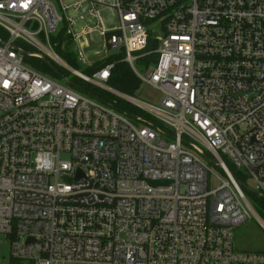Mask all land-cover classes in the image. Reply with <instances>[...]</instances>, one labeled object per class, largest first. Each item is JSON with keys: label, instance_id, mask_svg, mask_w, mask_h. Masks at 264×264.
I'll list each match as a JSON object with an SVG mask.
<instances>
[{"label": "built area", "instance_id": "1", "mask_svg": "<svg viewBox=\"0 0 264 264\" xmlns=\"http://www.w3.org/2000/svg\"><path fill=\"white\" fill-rule=\"evenodd\" d=\"M85 3L77 33L66 13ZM0 29V264H264L235 247L252 215L264 226L244 189L264 200V0H0ZM96 30L159 104L110 88L114 64L87 75L57 54L64 36L85 63ZM44 55L137 123L25 61Z\"/></svg>", "mask_w": 264, "mask_h": 264}, {"label": "rangeland", "instance_id": "2", "mask_svg": "<svg viewBox=\"0 0 264 264\" xmlns=\"http://www.w3.org/2000/svg\"><path fill=\"white\" fill-rule=\"evenodd\" d=\"M77 1L78 0H62V2L64 4H68V5L74 4ZM87 3H89V2H87ZM90 8H91L90 5L85 3L84 6L78 11H75L73 8H71L67 11L66 14L76 20V23H75L74 28H73L75 32L79 33L81 28L84 26V24H89L91 26L95 25V19L89 12ZM98 9L101 12V16H102V19H103V22H104L106 28L113 30L119 25L118 16L113 10L106 8V7H103V6L98 7ZM81 13H83L85 15L84 20L79 18V16H80L79 14H81ZM78 46L84 51L87 61L84 63V62H81V61H78L77 59H75L74 60L75 66L71 65V64H69V65L72 68H74L77 71L82 72V73L86 72V69L88 68V66H91L92 64H95L101 60H104L106 57H108V55H110L112 53H118V52H115L113 49L108 47L107 42H106V38L100 32V30L93 31L87 35L80 37V39L78 40ZM78 46H77V49H78ZM71 50L74 53V56H75L74 58H76V52H75L74 48L72 47ZM116 51H118V50H116ZM57 54H58V52H57ZM43 57H46L48 59V61L51 63H54V64L56 63L52 59L51 56H46V55L40 56V57H32V59L34 61H37L36 58H42L43 59ZM62 59H64L66 62H68L64 57ZM137 66L139 69H141V66L139 63H137ZM57 70H59V72H60L59 74L58 73L56 75H51L49 73H45V74L52 77L57 82H59L63 85L72 86L77 92L87 94L88 96H90L94 99H97L98 101L109 103L107 101V99L104 98L105 96L103 93L101 94L102 97L98 98L95 95L86 93V92L78 89L77 87L71 85L70 81L72 82L73 80H77L75 73L71 69H67L65 67L58 66ZM100 88L102 91H108L109 92V90L106 88H103V87H100ZM110 93L112 94V96H114L115 99L118 98V99L122 100L124 108L132 110L131 115H129L128 117L131 121H133L134 123H137L136 118H135V115L137 112H136V110L132 109V106H131V105L134 106V104L131 103L129 100L125 99L123 96H120V95H118L114 92H111V91H110ZM126 95H128V94H126ZM129 96L138 100V101H141V102L159 104L158 102H159L160 94L155 88L148 86L146 84H141L140 88L134 94L129 95ZM245 182H246L247 188L245 187L244 189H245L246 193L249 195V197L251 198V200L253 202L254 209L259 214L258 210H260V209L264 210L263 209L264 203L260 202V201H255L252 198L253 194L248 189L253 190L254 186H255L254 183L249 178H246ZM235 247H236V249L241 250V251H252V252L264 251V226L253 215L246 222H244L243 224H241L235 228ZM2 254H8V244L5 242L0 246V256Z\"/></svg>", "mask_w": 264, "mask_h": 264}, {"label": "trees", "instance_id": "3", "mask_svg": "<svg viewBox=\"0 0 264 264\" xmlns=\"http://www.w3.org/2000/svg\"><path fill=\"white\" fill-rule=\"evenodd\" d=\"M3 33H4V30L2 31L0 29L1 37H4ZM56 40L58 43L55 49L58 52V54L61 57L63 56L68 61L69 64L75 66L74 60L76 58H74L75 57L74 53L71 50L72 45H73L72 41L70 39L65 38L64 36H60ZM151 47L152 45H149L147 49H150ZM123 55L124 54L122 52L112 53L108 55V57H106L104 60H101L95 64H92L91 66H88L84 74L93 75L97 71H100L101 69H103L108 64H114L110 72V78L106 84L110 88L118 92L132 95L140 88L141 82L137 79V77L133 73L129 63L123 60ZM32 57H36V56H29V57L25 56V61L30 63L34 68L38 69L39 71H42L44 73H49L51 75L57 74L53 70V67H55L56 69L58 68L56 64L51 63V62H46L42 58H36L37 61H34ZM155 57H156L155 54H151L150 56L146 58V62L153 61ZM76 79L77 80L73 81V85L77 87L78 89L86 93L95 95L98 98L99 97L101 98L102 97L101 94L103 93L105 96L104 98L107 99L109 103H112L117 108L124 109L122 100L118 98L115 99L114 96H112V94L110 93V91L109 92L102 91L99 86L87 83L80 78L78 79V77ZM252 198L255 201H260L264 203L263 199H258V198L256 199L255 196H252ZM258 212H259L260 217L264 220V210L260 209L258 210Z\"/></svg>", "mask_w": 264, "mask_h": 264}, {"label": "water", "instance_id": "4", "mask_svg": "<svg viewBox=\"0 0 264 264\" xmlns=\"http://www.w3.org/2000/svg\"><path fill=\"white\" fill-rule=\"evenodd\" d=\"M27 55V54H25ZM43 59L46 61V62H49L48 59L46 57H43ZM53 70L56 72V73H60L59 70H57L55 67H53Z\"/></svg>", "mask_w": 264, "mask_h": 264}]
</instances>
